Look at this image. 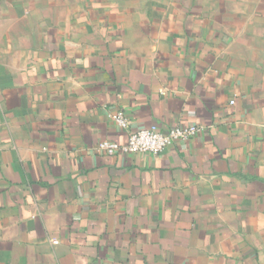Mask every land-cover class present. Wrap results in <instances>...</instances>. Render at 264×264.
Wrapping results in <instances>:
<instances>
[{"label":"crops","instance_id":"obj_1","mask_svg":"<svg viewBox=\"0 0 264 264\" xmlns=\"http://www.w3.org/2000/svg\"><path fill=\"white\" fill-rule=\"evenodd\" d=\"M0 264H264V0H0Z\"/></svg>","mask_w":264,"mask_h":264},{"label":"built area","instance_id":"obj_2","mask_svg":"<svg viewBox=\"0 0 264 264\" xmlns=\"http://www.w3.org/2000/svg\"><path fill=\"white\" fill-rule=\"evenodd\" d=\"M235 104L234 101L231 102ZM114 121L122 128H128L129 122L123 112L113 116ZM201 130L197 127L173 128L168 134H163L158 126L141 129L129 135L126 143L104 141L97 147V152L109 157L116 155H137L152 154L160 155L176 142L186 143L191 140ZM53 245H58V240L52 241Z\"/></svg>","mask_w":264,"mask_h":264}]
</instances>
